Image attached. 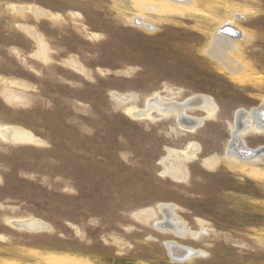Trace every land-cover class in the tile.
Returning <instances> with one entry per match:
<instances>
[{"label": "rangeland", "instance_id": "rangeland-1", "mask_svg": "<svg viewBox=\"0 0 264 264\" xmlns=\"http://www.w3.org/2000/svg\"><path fill=\"white\" fill-rule=\"evenodd\" d=\"M160 1L0 0V264H264V154L225 152L240 108L264 145V0ZM197 95L215 109L191 129L134 114Z\"/></svg>", "mask_w": 264, "mask_h": 264}, {"label": "bare ground", "instance_id": "bare-ground-1", "mask_svg": "<svg viewBox=\"0 0 264 264\" xmlns=\"http://www.w3.org/2000/svg\"><path fill=\"white\" fill-rule=\"evenodd\" d=\"M149 5L151 7H154L155 9H158L156 7L160 6V7H167L169 9L172 8L175 10L177 8H188L190 10H195L194 2L192 0H177V1L176 0H161L160 2H157L154 4H149ZM134 23H135V20H134ZM141 24H143V23L141 22ZM220 29H224V27H220L219 29H217V32L220 31ZM217 32L214 35L215 36L214 39L218 35ZM238 32H239V35L237 34ZM240 34H242V33H240V31H238V29H236V35L240 36ZM219 35L222 36L223 34H219ZM225 37H227V36H225ZM224 38H222V39L223 40L229 39L228 37L226 39H224ZM230 41L232 42V40H230ZM154 98L158 99L156 96ZM154 98L149 99L146 110L143 109L142 110L143 112H142L141 110L138 109L139 112L137 110L134 112V114L137 116L142 115V114H146L148 111H150L152 109H158V110L163 111V112L164 111L165 112H169V111L172 112L173 111V112H176V114H177L178 123L180 125L183 124L188 129H191L193 127H196L200 123V121H202L201 119H203V118L190 117V116L186 115L185 114L186 109H203L207 114H209L210 112H212L215 109V105H214L213 100H211L210 96H207V95L192 96L188 100H186L185 102H181V103H179V102H169V103L156 102V100ZM249 114L252 115L251 121L255 122V127L257 129L264 128V102L261 103L260 105L256 106V107H253L251 109V111L249 112ZM246 115H247V112L243 108L237 109L235 112L234 125L232 126V128L230 130V139H229V142L227 143L226 151H225L226 156L229 159L237 158V159H239V161L240 160L251 161V160L258 158L261 154H264V145L263 146L261 145L260 146L261 148L260 147L249 148L246 146V148L251 149V150L253 149L254 152L255 151L257 152L254 155H251V154L245 155L246 153L241 152V148H240L241 146H240V143L238 140H240L244 145H246L243 142L244 141L242 138L243 133H241V131L245 127H248V124L250 121V120H246V117H247ZM10 133H13V132L10 131ZM7 135H11V134L8 133ZM196 149H197V145L194 144L190 147L189 151L191 153H193L196 151ZM160 210L164 216V219L158 223V227H157L158 229H160L161 231H170V232H172L178 236L179 235L182 236L184 233L187 232L185 230L184 224L182 222H180L179 220H177V218H175V215L172 214V210H173L172 205L161 204ZM23 222L24 223L19 222L17 224L18 225L23 224V225H26L28 227H33V228L41 226V224L36 222L35 220H27V221H23ZM166 246H167L168 251H169L168 254L170 255L171 259H173L174 261L175 260L176 261H183L184 258L186 259V257H190L194 253H200L197 250H193L190 248L187 249V248L182 247L180 245L178 246V244H176L174 241L173 242L167 241Z\"/></svg>", "mask_w": 264, "mask_h": 264}, {"label": "water", "instance_id": "water-1", "mask_svg": "<svg viewBox=\"0 0 264 264\" xmlns=\"http://www.w3.org/2000/svg\"><path fill=\"white\" fill-rule=\"evenodd\" d=\"M220 32H223V33H228L230 35H236V29L233 28L232 26H229V27H225L224 29H220ZM239 143H240V148H241V152H244L246 153L245 155H248V154H251V155H254L255 153H257L256 151L254 152L253 149H248L246 148V145H244L240 140H238ZM242 143V144H241ZM263 146V145H262ZM260 147V146H259ZM261 148V147H260ZM263 148V147H262ZM262 151V150H261ZM26 228H29V229H33V227H28V226H24Z\"/></svg>", "mask_w": 264, "mask_h": 264}]
</instances>
